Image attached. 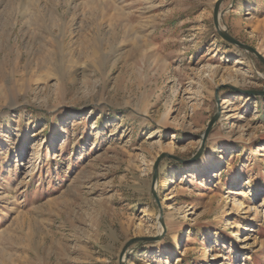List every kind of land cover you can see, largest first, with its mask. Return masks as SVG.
I'll list each match as a JSON object with an SVG mask.
<instances>
[{"label":"rangeland","instance_id":"374dc122","mask_svg":"<svg viewBox=\"0 0 264 264\" xmlns=\"http://www.w3.org/2000/svg\"><path fill=\"white\" fill-rule=\"evenodd\" d=\"M216 1L0 0V264H264V63ZM220 11L264 56V0Z\"/></svg>","mask_w":264,"mask_h":264},{"label":"water","instance_id":"95a60500","mask_svg":"<svg viewBox=\"0 0 264 264\" xmlns=\"http://www.w3.org/2000/svg\"><path fill=\"white\" fill-rule=\"evenodd\" d=\"M222 2H223V0H217L216 3H215V6H214V23H215V27H216L218 33L220 34V36L224 40L228 41L229 43H231L233 45H236L239 48H242V49H244L245 51H247L249 53L254 54L262 63H264V56L259 51H257L254 47L239 41L237 38H235L234 36H232L229 33V31H228V29L226 27H222L221 26L220 20H221V17H222V12L220 11V7H221ZM260 93H264V92H260ZM214 120H215V117L211 120V122L209 124V128L214 123ZM156 169H157V163L155 165V174H154V177H153V184H154V181H155L156 176H157Z\"/></svg>","mask_w":264,"mask_h":264},{"label":"bare ground","instance_id":"6f19581e","mask_svg":"<svg viewBox=\"0 0 264 264\" xmlns=\"http://www.w3.org/2000/svg\"><path fill=\"white\" fill-rule=\"evenodd\" d=\"M113 8H114L115 10H117V8H116V7H113V6H112V9H113ZM113 12H114V11H113Z\"/></svg>","mask_w":264,"mask_h":264}]
</instances>
